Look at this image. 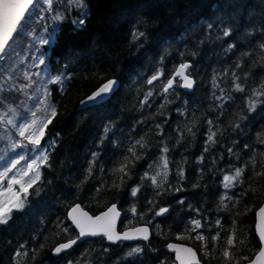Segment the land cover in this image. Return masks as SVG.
Segmentation results:
<instances>
[{"label": "trees", "instance_id": "1", "mask_svg": "<svg viewBox=\"0 0 264 264\" xmlns=\"http://www.w3.org/2000/svg\"><path fill=\"white\" fill-rule=\"evenodd\" d=\"M85 7L82 29L72 23L78 12H70L48 51L47 76L66 77L62 85L49 86L58 113L42 141L50 166L41 167L23 209L0 225V264H174L169 241L193 247L202 264L250 261L260 249L254 225L264 202V177L254 173L264 171V103L249 111L247 100L264 84V0H85ZM224 28L231 29L230 36L223 35ZM136 32L144 36L136 39ZM185 62L191 64L195 89L188 94L174 85V94L171 89L163 94L162 82ZM161 68V80L149 85ZM233 72L244 92L234 90ZM111 79L119 87L103 107L77 110ZM3 99L1 109L8 112L25 103L17 91L5 90ZM209 129L216 133L215 143L208 141ZM132 147L139 159L132 158ZM162 155L169 173L157 188L145 173L155 175ZM125 157L132 163L121 179L115 169ZM235 168H245L243 183L226 189L223 177L234 175ZM133 188H139L135 196ZM225 196L230 199L221 204ZM75 204L92 215L115 204L124 219L135 216L128 225L122 221L121 229L151 225L152 237L116 245L91 239L56 257V245L77 237L66 217ZM166 207L168 216L157 215ZM194 220L202 225L195 231ZM233 235L234 247L227 243ZM137 247L142 251L133 252ZM226 249L234 260L224 257ZM18 251L27 255L17 257Z\"/></svg>", "mask_w": 264, "mask_h": 264}, {"label": "snow or ice", "instance_id": "2", "mask_svg": "<svg viewBox=\"0 0 264 264\" xmlns=\"http://www.w3.org/2000/svg\"><path fill=\"white\" fill-rule=\"evenodd\" d=\"M44 4L43 9L32 7L34 4L37 3V0H0V60L10 59L12 56V50L10 47V42L14 39V34H16L21 29V21L25 17V13L32 8V13H36V15H32L29 13L30 18L35 20H44L43 13H52L53 9V0H41ZM66 11H71L72 9H83L85 8V0H66ZM88 13L84 12L80 14L77 20L72 21L75 25L76 30L82 29V27L86 23ZM53 21L63 22L66 17L63 12H57L56 14L51 16ZM46 35L41 36L37 43L44 47H49L56 42V35L57 30L53 28L52 32H47V26H45ZM223 35L228 37L231 35L230 28H224ZM143 32H136L134 33V37L139 39L143 37ZM235 45L232 44L229 46V50L234 48ZM260 48L264 50V44L260 45ZM43 53L41 54L40 58H37V66L43 65L45 63L43 59ZM243 56H249L251 53L245 52L242 53ZM264 60V57H261ZM242 65L240 63L236 64V67L239 68ZM191 67V64L185 62L178 65V67L174 70V72L170 75V77L162 82V92L163 94H169V90H172V94L175 93L174 85L177 87H183L185 89H191L195 83L194 79L191 77V74L188 72V69ZM2 74V71H0ZM46 74V73H45ZM36 76L40 77L42 74L37 72L35 73ZM227 75V72L224 73ZM163 77V69H159L156 71L154 75L150 79H148L147 83L149 85L153 84L155 81L161 80ZM233 83H234V90L237 92H244L245 88L243 84L238 82L240 77L236 75L235 72L232 73ZM179 78V79H177ZM8 79L11 80L12 77L8 76ZM25 79L29 81V84L26 87H31L36 81H33L31 75L25 74ZM66 77L57 76V77H49L48 79H42L40 82V87L37 91L40 92V95L43 96V99H40V96L36 97V103L39 104V107L33 106L30 109L31 119H23L19 124H17L14 120H7V123L12 125V127L16 130V135L19 137L18 140H11V143L8 147L15 151L17 148H28L31 146L30 151L32 152L31 162L27 163V166L20 172H14L17 168V165L21 163L22 160H25L27 153H20L17 154L16 157H10L7 161L0 165V225L7 224L8 221L11 219V213L13 211L22 210L24 207V201L27 198L28 191L32 188L41 178V167L42 166H50L48 165L49 161V151L48 146H43L42 141L44 140L46 129L52 123L53 119L57 116V108L50 104L48 101V96L50 95L48 91V84L54 85H62ZM213 84L216 87L219 85L216 83V80H213ZM116 85L115 80L107 81L102 87H100L92 96L88 97V101L92 102L94 107H103L112 91L114 90V86ZM223 91V90H222ZM152 95V92L149 91L145 97V103L147 102L148 97ZM215 96V93H213ZM261 97H264V84L260 86V88L253 89L251 95L247 100V107L249 111H255L256 104L258 102L264 103L261 100ZM220 100H225L224 96L217 97ZM227 99H231V97H227ZM83 103V102H82ZM223 107V105H220ZM164 105H161L163 108ZM9 111L15 113V109L10 108ZM37 113H40L37 116ZM3 120H0V123H3ZM207 123L211 125L213 122L208 120ZM159 127V125L157 126ZM235 127H239L238 124ZM108 128H105V133L108 132ZM191 131V129H189ZM162 134V133H161ZM215 136L216 133L212 132L209 129L208 141L209 143H215ZM140 144L141 147H146L145 144L141 143L140 141L136 142ZM55 141L51 142V146L54 147ZM245 147H247L245 145ZM207 150V149H205ZM163 153H167L168 148L165 146L162 149ZM231 151V149H229ZM131 156L133 159H139V154L135 151V147L129 149ZM96 153H93V163L95 162ZM202 159V158H201ZM132 163V160L129 157H125L124 160L121 162L120 166L115 169L116 172L121 173V179L124 176H128V168L129 165ZM253 167H255V159L251 160ZM149 168H152L153 165L149 164ZM247 167V165L245 166ZM155 175L148 176L145 173V177L151 180L152 185L156 186L157 188L162 187L164 183H167V176L169 173L168 167V159L166 155H162L160 157L159 163L155 165ZM245 172V168H235L234 175H225L223 177L224 180V187L229 189L231 187L236 186L238 183H243V175ZM10 173L12 175H10ZM34 173V175H33ZM91 173V168L89 169V174ZM180 176H183V172L181 171ZM256 177H264V171H256ZM158 178H161L160 182L158 183ZM7 181V183H5ZM15 185H19V191L14 189ZM179 190V189H177ZM139 188H133L131 191L132 196H135ZM23 194V196L21 195ZM224 199H230V197L225 196L221 200V204H223ZM183 203V201H180ZM225 207H227L225 205ZM135 208L132 209V212L135 213ZM168 211L167 208H161L157 215H163ZM119 216V213L116 210V207L113 205L108 211L104 212L100 216H96L93 218L89 216L88 213L84 212L79 205L75 206L70 213V218L72 223L75 227L79 230L78 237L83 238L85 236H104L110 242H117L119 240H127L133 238L129 232H124L123 235L116 233L115 231V218ZM260 216L261 222L264 224V208L260 209ZM192 230L195 231L202 227L200 220L192 221ZM217 226H219V221H217ZM136 233H142V237L144 240L148 239V232L147 228H137L134 230ZM261 242H264V227L260 229L259 232ZM198 240L205 241L206 238L197 234L196 237ZM77 239L69 240L66 243L60 244L54 249V252L59 254L62 250H67L71 248L73 245L77 243ZM213 240H218V236L212 237ZM228 245L235 246V236L233 235L227 241ZM169 248L176 250V245H169ZM205 248H207V244L205 243ZM142 251L141 248L137 247L133 249V252H140ZM178 251L184 252L186 256H177V259H180L181 264H199V261L195 259L196 254L190 248H182ZM131 254V253H130ZM209 254L206 252V255ZM17 257L21 255H27V253L16 252L15 254ZM224 257L228 260L232 261L235 258L232 256L229 250H225L223 253ZM244 259H247L245 257ZM235 264H239V260H235ZM250 264H264V248H262L256 258L253 261H250Z\"/></svg>", "mask_w": 264, "mask_h": 264}, {"label": "rangeland", "instance_id": "3", "mask_svg": "<svg viewBox=\"0 0 264 264\" xmlns=\"http://www.w3.org/2000/svg\"><path fill=\"white\" fill-rule=\"evenodd\" d=\"M32 7L43 9L44 4L41 0H38ZM66 7V0H53L54 11L52 13H43L45 17L43 21L30 18L29 13L33 16L36 15V13H32L31 8L22 20L21 29L15 34L16 37L14 41L10 43L12 50L11 58L0 61V71H2V74H0V120L4 121L3 123H0V165H3L10 157H16L17 154L20 153H27L25 160H22L21 163L17 165L14 172L22 171L27 166V163L31 162L32 152L30 151V145L28 148H17L15 151H12L8 147L11 140H18L19 137L16 135V130L12 125L7 123V120H14L19 124L25 118L31 119L30 109H32L33 106L37 108L39 107V104L36 103V97L40 96V99H43V96L40 95V92L37 91V89L40 87L41 80L48 79L49 77L46 73L45 63L37 66V58H40L43 53V59L46 62L48 51L52 45L44 47L39 45L37 40L41 36L46 35L45 26H47V32H52L53 28H57L60 22L51 19V16L57 12H63L65 17L72 11H77L79 16L86 12V7L83 9H72L71 11H66ZM37 72L42 75L40 77L36 76L35 73ZM25 74L31 75L32 80L36 81L31 87H26L29 84V81L25 79ZM8 76H11L12 79L9 80ZM17 79L21 80V82H17L20 86H17V83L16 86L14 85ZM50 85L51 84L47 85L48 91ZM5 90L17 91L25 99V103H22V107H20V103L17 106H12V108L15 109V113L1 109L3 106V94ZM48 101L51 104L50 95L48 96ZM39 115L40 113H37V116ZM9 138H11V140ZM0 170H2V168H0ZM10 175L12 174L10 173ZM5 183H7V181H5ZM14 189L19 191V185H15ZM21 195L23 196V194ZM134 220L135 216L125 218L126 225L132 223Z\"/></svg>", "mask_w": 264, "mask_h": 264}, {"label": "water", "instance_id": "4", "mask_svg": "<svg viewBox=\"0 0 264 264\" xmlns=\"http://www.w3.org/2000/svg\"><path fill=\"white\" fill-rule=\"evenodd\" d=\"M37 1H38V0H37ZM30 9H31V8H30ZM30 9H29V10H30ZM27 13H28V12L25 13V16L27 15ZM24 18H25V17H24ZM21 22H22V21H21ZM14 36H15V34H14ZM177 79H179V78H177ZM111 80H115V79H111ZM108 81H109V80H108ZM115 81H116V85L114 86V90H113L112 93L110 94L109 99L112 97V95L117 91V89H118V87H119L118 81H117V80H115ZM106 82H107V81H106ZM106 82H105V83H106ZM155 82H156V81H155ZM155 82H154V83H155ZM105 83H103L102 85H100V86H99L96 90H94L89 96H87L86 98H84V99L79 103L77 110H78V111H83V110H86V109H89V108L94 107V106L92 105V102H91V101H88V97L92 96V95H93V94H94V93H95L100 87H102ZM181 88H182V90H183L185 93H188V94H189V93H191V92L195 89V83H194V85H193V87H192L191 89H185V88H183V87H181ZM109 99H108V100H109ZM82 102H83V103H82ZM77 205H79L80 208H81L84 212L88 213V215H89V216H92L93 218H95L96 216H100V215H102L104 212L108 211V209L111 208V207L114 205V206L116 207L117 212L119 213V216H117V217L115 218V231H116V233H118V234H120V235H123L124 232H129L130 235H131L133 238H131V239H127V240H119V241H117V242H115V243L108 241L107 238L104 237V236H85V237H83V238H79V239H77V237H78V233H79V230L75 227V225L72 223V220H71V218H70V213L72 212V209H73L75 206H77ZM113 205L109 206L107 209H105L104 211L98 213L97 215H92V214L89 213L87 210H85V209L82 207V205H80V204H75V205H73V206L67 211L66 217H67L68 222L72 225V227L74 228V230H75L76 233H77V237L75 238V239H77V243H76L75 245H73L71 248L67 249V250H62L59 254L55 253V252H54V249H55L57 246H59L60 244H63V243H60V244L56 245V246L54 247L53 251H52L53 255L57 257V256H59V255L65 253V252H67V251H70V250H71L74 246H76L77 244L83 243L84 241H87V240L97 239V238H101V237H103V238L106 240V242H107V243H110V244H118V243H121V242L126 243V244H133V243H137V242H147V241H149V240L151 239V237H152V232H151V231H152V230H151V227H150L149 225H140V226L127 228V229H125V230H123V231H120V225H121V221L123 220L124 213L118 208L117 205H115V204H113ZM166 208L168 209V211H167L166 213H164L162 216H168V215L170 214V209H169L168 207H166ZM261 208H264V202H263V204H262V205H261L256 211H255V225H254V230H255V234H256V236H257V239L259 240V243H260V249H259V251H260L262 248H264V242H261V240H260V235H259L260 229H261L262 227H264V224H262V222H261V216H260V209H261ZM137 228H147V229L149 230V232H148V239H147V240H144L143 238H141L142 235H143L142 233H136V232L134 231V230L137 229ZM67 242H68V241H67ZM64 243H66V242H64ZM169 245H176V246H177V249H176V250L171 249V248H169ZM182 248H190V249H192V251L196 254L195 259L199 261V264H201L200 259H199V256H198V253H197V251H196L193 247H191V246H189V245H187V244H183V243L170 242V243L167 244V249H168L170 252H172V253L174 254V261H175L176 264H181L180 259H177V256H178V255H180V256H186V255H187V254L184 253V252L178 251L179 249H182ZM259 251L254 255V257H253L250 261H253V260L256 258V256L258 255ZM250 261H248V262H246V263H244V264H250Z\"/></svg>", "mask_w": 264, "mask_h": 264}, {"label": "flooded vegetation", "instance_id": "5", "mask_svg": "<svg viewBox=\"0 0 264 264\" xmlns=\"http://www.w3.org/2000/svg\"><path fill=\"white\" fill-rule=\"evenodd\" d=\"M125 219H124V217H123V220L122 221H124ZM122 221H121V223H122ZM151 228H152V226L151 225H149ZM120 227H121V225H120ZM128 228H131V227H128ZM125 229H127V228H125ZM125 229H121L120 228V231H123V230H125ZM152 230V229H151ZM152 232V231H151ZM101 238H103V237H101ZM98 239V238H97ZM105 240V239H104ZM106 241V240H105ZM170 242H175V241H169L168 243H170ZM121 243H123V242H121ZM137 243H140V242H137ZM167 243V244H168ZM175 243H178V242H175ZM108 244H110V243H108ZM119 244V243H118ZM126 244V243H125ZM133 244H136V243H133ZM167 244H166V248H167ZM114 245H116V244H114ZM168 250V249H167ZM169 251V250H168ZM170 252V251H169ZM170 253H172V252H170ZM173 254V253H172ZM199 256V255H198ZM200 259V258H199ZM173 261H174V254H173ZM201 262V261H200ZM174 264H176L175 263V261H174ZM202 264V263H201Z\"/></svg>", "mask_w": 264, "mask_h": 264}]
</instances>
